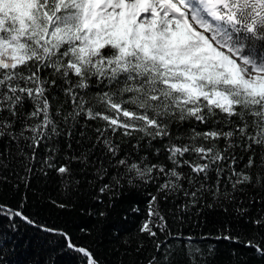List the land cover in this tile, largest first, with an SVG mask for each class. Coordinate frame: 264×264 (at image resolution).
I'll return each instance as SVG.
<instances>
[{"label": "snow or ice", "instance_id": "snow-or-ice-1", "mask_svg": "<svg viewBox=\"0 0 264 264\" xmlns=\"http://www.w3.org/2000/svg\"><path fill=\"white\" fill-rule=\"evenodd\" d=\"M35 182L90 243L33 218ZM20 224L60 238L44 264H264V0H0V264Z\"/></svg>", "mask_w": 264, "mask_h": 264}, {"label": "trees", "instance_id": "trees-1", "mask_svg": "<svg viewBox=\"0 0 264 264\" xmlns=\"http://www.w3.org/2000/svg\"><path fill=\"white\" fill-rule=\"evenodd\" d=\"M37 188L41 190L37 191ZM49 197L61 200L65 198V193L62 188L51 182H48L47 185L35 182L32 191L29 192L30 212L33 214V218L40 223L69 230L78 243H90L91 238L82 234L80 229L82 227H94L95 218L85 214L82 209L77 211L71 206L66 211L48 207L46 205ZM135 199L141 201V207H143L142 198L137 196ZM221 219L220 216L205 217L201 215L193 217L190 221H185L180 230L197 236L201 233L211 232L215 236L217 225L213 222ZM135 224L136 218L130 217L128 228H133ZM7 239L9 241L8 246L11 247L14 253L7 257L12 264H44V261L48 258L47 249L56 248L57 242L60 240L55 235H46L43 232L36 231L35 227L24 224L19 225L15 234L9 232ZM205 243L219 249L217 264H229L232 249H235L239 253L240 259L247 261V264H260L254 250L244 248L242 245L231 244L224 240L216 241L215 239L208 240ZM109 247L107 245L101 246L98 251L105 264H114L117 257L112 255ZM57 264H76V257L74 254L64 255L61 253Z\"/></svg>", "mask_w": 264, "mask_h": 264}]
</instances>
